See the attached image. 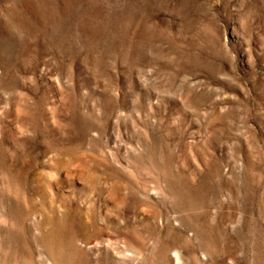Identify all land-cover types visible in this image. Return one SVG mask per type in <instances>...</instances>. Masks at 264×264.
Returning a JSON list of instances; mask_svg holds the SVG:
<instances>
[{
  "label": "rangeland",
  "instance_id": "374dc122",
  "mask_svg": "<svg viewBox=\"0 0 264 264\" xmlns=\"http://www.w3.org/2000/svg\"><path fill=\"white\" fill-rule=\"evenodd\" d=\"M0 264H264V0H0Z\"/></svg>",
  "mask_w": 264,
  "mask_h": 264
}]
</instances>
